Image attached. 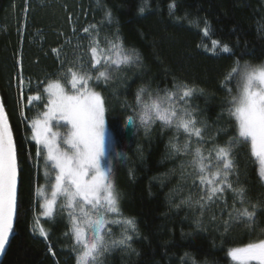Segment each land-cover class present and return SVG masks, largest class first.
<instances>
[{"label":"trees","instance_id":"trees-1","mask_svg":"<svg viewBox=\"0 0 264 264\" xmlns=\"http://www.w3.org/2000/svg\"><path fill=\"white\" fill-rule=\"evenodd\" d=\"M13 2L0 0V94L15 139L19 178L15 222L0 264H76L67 211L60 208L64 201H57L53 218L44 217L40 193L54 182L46 179L43 156L37 158V146L31 138V121L44 108L43 103L29 102L28 97L42 94L43 82L49 81L60 65L53 52V47L59 45L56 28L32 18L22 34L21 15L11 18L9 13ZM90 3L102 13L99 24L104 35L115 41L118 34L125 50H134L139 56L138 63L113 69L107 85L103 81L92 84L105 100V122L113 135L114 155L119 151L126 156L116 161L112 176L122 217L109 219L130 218L135 222V231H126L131 236L128 244L104 253L99 264H234L229 249L264 240V179L251 156L250 143L235 142L234 171L230 174L233 187L245 189V203H239L226 190L202 213L197 205L182 203L189 195L193 201L205 195L198 183L193 184L195 176L181 178L182 163L185 173L192 171L187 166L191 157L177 155L170 147V141L183 146L187 136L159 121L146 134L140 125L139 109L120 105L126 100L135 107V95L141 87L154 94L159 89L162 96L174 83L184 82L203 93L195 94L189 104L197 113V127L203 129L204 142L200 146L205 154L214 145L223 146L235 138L236 123L228 113L227 91L231 88V95H236L235 80L226 86L222 82L237 60L241 64L264 63V0ZM173 3L176 7L170 12ZM59 10L56 14L61 17L64 11ZM108 12L111 23L106 17ZM39 30L43 40L36 33ZM213 41L218 45L214 46ZM224 44L234 55L221 51ZM20 68L27 82L32 83L23 88L16 84ZM192 144L197 145L195 138ZM233 206L235 210L254 211V222L230 221L229 213L235 215ZM109 228L111 235H106V240H119L125 234L123 225ZM41 230L46 235H41Z\"/></svg>","mask_w":264,"mask_h":264},{"label":"snow or ice","instance_id":"snow-or-ice-1","mask_svg":"<svg viewBox=\"0 0 264 264\" xmlns=\"http://www.w3.org/2000/svg\"><path fill=\"white\" fill-rule=\"evenodd\" d=\"M169 7L171 12L176 5L173 3ZM140 12L143 13L144 9L141 8ZM106 17L111 23L110 12L106 13ZM82 31L90 38L87 69L83 62L79 70L68 67L59 79L46 84L42 94L29 96L28 100L41 102L44 108L31 121V138L37 146V158L43 156L45 177L49 182L54 181L51 183L50 198L40 193L45 199L44 216L53 218L54 206L58 198H62L64 203L60 204V208L67 211L76 264H99L104 253L128 244L131 236L126 231L128 228L135 231V222L130 218L109 219L110 216L122 217L119 194L112 176L116 161L126 159V156L119 151L112 155V136L105 124V100L92 84L99 85L103 81L107 85L113 69L138 63L139 56L134 50H125L118 34L115 41L105 37L108 47L104 48L101 47L96 25L85 27ZM204 32H208L206 21ZM218 43L213 41L214 46ZM221 51L234 55L228 44H224ZM233 80L236 95H231L232 89L227 88L230 95L228 113L235 118L237 136L223 146L214 145L207 150V154L200 146L204 142L203 129L197 127V113L189 104L195 94H203L201 89L178 82L171 90L165 89L161 96L159 89L154 94L147 87H141L135 95V107L126 100L120 105L133 111L139 109L140 125L146 134L159 121L164 127L175 128L177 134L182 131L187 136L183 146L170 141V147L177 155L191 157L187 166L192 171L185 173V164L182 163L181 178L195 176L193 184L198 183L205 195L195 201L189 195L182 203L195 204L202 213L211 203L221 199L226 190L231 191L239 203H245V189L234 188L230 181V174L234 171L232 152L236 141L250 143L251 156L258 163V173L264 179V63L253 65L247 61L243 64L235 61L222 84L226 86ZM61 122L66 131L59 130ZM193 138L197 142L195 147ZM16 184V146L4 105L0 102V253L5 252L13 230L17 211ZM234 212L235 215L229 213L230 221L254 222V211L248 208L235 210L234 207ZM109 225L125 226L121 239L106 240V235H111ZM40 234L46 235L43 230ZM228 256L234 264H251L253 261L264 264V240L229 249Z\"/></svg>","mask_w":264,"mask_h":264},{"label":"rangeland","instance_id":"rangeland-1","mask_svg":"<svg viewBox=\"0 0 264 264\" xmlns=\"http://www.w3.org/2000/svg\"><path fill=\"white\" fill-rule=\"evenodd\" d=\"M19 7H21V11H19ZM58 8L64 11L61 17L59 14H56ZM9 13L11 15V18L21 15L22 25L20 30L22 34L23 32H25V29L32 18H39V21L43 24H47L48 26H54V28H56L57 40L59 42V45L53 47V49H57L59 51L53 52L59 58L60 65L56 70L57 73L53 75L49 81L43 82L45 83V87L48 82H52L59 79L61 77V74L68 67H75L77 70H79V65L81 62H83L85 64V68L87 69V62L90 59V38L87 34L83 33L82 31L85 27H88L90 25H96L99 29V39L101 42V47H108L107 43L105 42V37L108 38V36L104 35L103 29L99 24V20L101 19L102 13L98 9L93 8L92 4L90 3V0H14ZM65 13L67 15H65ZM67 25L69 26V28H66ZM62 30L64 31V33L60 34ZM36 33L38 34L41 40L44 39L42 31L39 30ZM93 35H96V33H93ZM20 58L21 56L18 57V63H20ZM61 62H63V68L61 67ZM18 73L20 81L18 80L16 84L18 88H23L28 82L22 73V68H20V71L18 70ZM93 75H95V73H93ZM30 84L32 83H28V85ZM41 84L39 86H41ZM65 129L66 128L63 127V122H61V127L59 128V130L63 132ZM111 136L112 155L115 156L112 133ZM43 189L44 190H42L41 193H44V195L50 198L51 187L48 188L44 186ZM58 200L63 201L62 198H58Z\"/></svg>","mask_w":264,"mask_h":264},{"label":"water","instance_id":"water-1","mask_svg":"<svg viewBox=\"0 0 264 264\" xmlns=\"http://www.w3.org/2000/svg\"><path fill=\"white\" fill-rule=\"evenodd\" d=\"M0 102L3 103V101H2V97H1V94H0ZM3 105H4V104H3ZM4 110H5V107H4ZM5 114H6V116H7L6 110H5ZM7 119H8V116H7ZM8 123H9V126H10V128H11V125H10L9 119H8ZM11 131H12V128H11ZM12 136H13V133H12ZM13 142H14V144H15L14 136H13ZM15 146H16V145H15ZM16 153H17V152H16ZM18 178H19V170H18V161H17V184H16V193H17V196H18ZM15 216H16V215H15ZM15 216H14V220H13V226H14V222H15ZM9 238H10V236H9ZM6 245H7V244H6ZM3 253H4V252H3ZM3 253H0V260H1V258H2Z\"/></svg>","mask_w":264,"mask_h":264},{"label":"built area","instance_id":"built-area-1","mask_svg":"<svg viewBox=\"0 0 264 264\" xmlns=\"http://www.w3.org/2000/svg\"><path fill=\"white\" fill-rule=\"evenodd\" d=\"M22 99V98H21Z\"/></svg>","mask_w":264,"mask_h":264}]
</instances>
